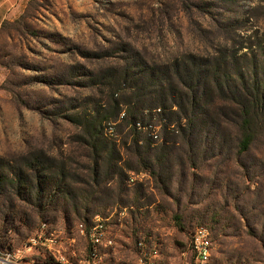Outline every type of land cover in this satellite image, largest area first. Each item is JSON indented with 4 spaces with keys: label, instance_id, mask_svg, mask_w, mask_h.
I'll return each mask as SVG.
<instances>
[{
    "label": "rangeland",
    "instance_id": "374dc122",
    "mask_svg": "<svg viewBox=\"0 0 264 264\" xmlns=\"http://www.w3.org/2000/svg\"><path fill=\"white\" fill-rule=\"evenodd\" d=\"M254 56L259 64L251 67ZM175 59H199L206 68L223 59L233 78L238 71L261 78L264 0H6L0 246L22 249L44 224L61 233L71 261H82L87 244L74 229L100 216L109 218L113 239L102 250L106 264H132L140 238L157 247L160 264H191L198 226L211 232L214 264H264V127L239 153L226 104L217 106L219 129L197 130L189 142L172 133L177 109L157 100L160 83L148 72ZM94 120L101 125L93 149L85 126ZM133 123L143 127L137 134ZM152 131L160 140L146 150ZM33 168L61 181L47 185L56 189L53 199L15 196L10 180L20 175L25 194L35 185Z\"/></svg>",
    "mask_w": 264,
    "mask_h": 264
},
{
    "label": "trees",
    "instance_id": "16d2710c",
    "mask_svg": "<svg viewBox=\"0 0 264 264\" xmlns=\"http://www.w3.org/2000/svg\"><path fill=\"white\" fill-rule=\"evenodd\" d=\"M200 61L197 59L187 62L184 59H175L170 63L155 66L148 72L149 81H152L154 85L160 83L161 90L158 92L157 100L165 109H169L172 106L177 109V111L173 112V115L178 121L176 122V127L170 125L171 131L172 133L176 132V134L180 132L183 138L189 142L197 130L205 129L208 132L212 129H219L223 121L219 119L220 113L216 111L218 109L217 106L228 104L227 107H231V110H233L231 112L234 118L231 120H233L232 126L238 135L239 153H243L249 149L260 130L264 127V75L261 78L256 76L245 78L243 73L238 71L235 78H233L227 68L222 67L224 64L223 59L215 61L213 66L209 68H206L205 64L200 63ZM249 62L251 67H256L259 64L255 56ZM262 63L264 65V59L261 61ZM139 74L138 72L137 75ZM127 76L128 74H124V77H122L123 81H126ZM174 76H178L183 85L176 83L173 79ZM165 80H168L167 88L161 83ZM138 88L140 87L138 86ZM165 89L168 92H164ZM215 91L220 95L214 97L213 93ZM216 100H220L217 101L220 105L216 103ZM204 107H211V111L209 110V113L204 112ZM181 116L183 119H180ZM88 122L85 126V133L88 144L94 149L99 134L97 126L100 127L101 123L95 120ZM136 124H132V134H137L141 129ZM168 128L169 125H165V133H169ZM155 142L158 141H154L148 133L144 148L150 150ZM163 142L165 144L168 141L163 140ZM133 143L138 145V140L135 138ZM32 164L38 165V161H33ZM35 169L33 168L36 173L35 185L25 194L21 192V186L24 182L20 175L17 176L16 180H10L9 184L12 190L15 191V196L25 202H41L53 199L52 194H54L56 189L47 188V185L53 184L54 187H60L61 181L56 180L54 182L49 181L50 178H42ZM146 242L149 243V240Z\"/></svg>",
    "mask_w": 264,
    "mask_h": 264
},
{
    "label": "built area",
    "instance_id": "2783aa9c",
    "mask_svg": "<svg viewBox=\"0 0 264 264\" xmlns=\"http://www.w3.org/2000/svg\"><path fill=\"white\" fill-rule=\"evenodd\" d=\"M136 125L143 129L139 123ZM149 135L154 141L159 140L157 132H149ZM133 180L130 178V181ZM118 214L123 216L124 211ZM108 224L109 218L100 216L89 224L83 222L77 224L74 230L87 244V257L82 261H71L66 254L67 250L62 246L61 233L47 229L43 224L42 229L26 240L22 249L11 250L0 246V264H106L102 250L110 248L113 244ZM32 249H42L45 256L35 258L31 253L27 254ZM136 249L137 255L132 264H160L157 247H151L143 238L136 242ZM189 252L191 264H214L212 235L207 227L198 226L194 229L189 240Z\"/></svg>",
    "mask_w": 264,
    "mask_h": 264
},
{
    "label": "crops",
    "instance_id": "0c3cea01",
    "mask_svg": "<svg viewBox=\"0 0 264 264\" xmlns=\"http://www.w3.org/2000/svg\"><path fill=\"white\" fill-rule=\"evenodd\" d=\"M6 0H0V25L3 21V6L5 4Z\"/></svg>",
    "mask_w": 264,
    "mask_h": 264
}]
</instances>
